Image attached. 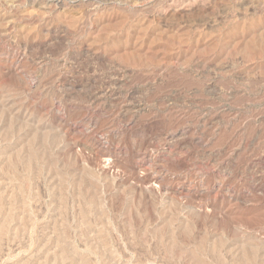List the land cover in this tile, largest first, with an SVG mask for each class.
Returning <instances> with one entry per match:
<instances>
[{
	"label": "rangeland",
	"instance_id": "374dc122",
	"mask_svg": "<svg viewBox=\"0 0 264 264\" xmlns=\"http://www.w3.org/2000/svg\"><path fill=\"white\" fill-rule=\"evenodd\" d=\"M0 264H264V0H0Z\"/></svg>",
	"mask_w": 264,
	"mask_h": 264
}]
</instances>
